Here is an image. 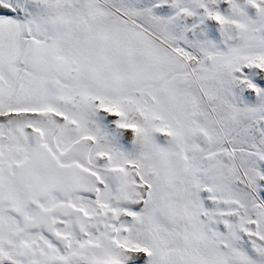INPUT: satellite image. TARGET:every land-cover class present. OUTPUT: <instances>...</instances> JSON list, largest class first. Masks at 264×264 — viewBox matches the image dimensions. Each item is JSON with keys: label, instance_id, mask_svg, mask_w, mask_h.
Segmentation results:
<instances>
[{"label": "snow or ice", "instance_id": "6c2138e0", "mask_svg": "<svg viewBox=\"0 0 264 264\" xmlns=\"http://www.w3.org/2000/svg\"><path fill=\"white\" fill-rule=\"evenodd\" d=\"M0 264H264V0H0Z\"/></svg>", "mask_w": 264, "mask_h": 264}]
</instances>
